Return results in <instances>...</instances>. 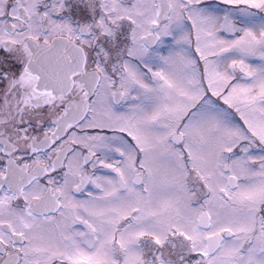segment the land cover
<instances>
[{"label": "snow or ice", "instance_id": "obj_1", "mask_svg": "<svg viewBox=\"0 0 264 264\" xmlns=\"http://www.w3.org/2000/svg\"><path fill=\"white\" fill-rule=\"evenodd\" d=\"M0 264H264V0H0Z\"/></svg>", "mask_w": 264, "mask_h": 264}]
</instances>
